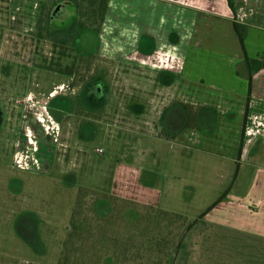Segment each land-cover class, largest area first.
Here are the masks:
<instances>
[{
  "label": "rangeland",
  "instance_id": "1",
  "mask_svg": "<svg viewBox=\"0 0 264 264\" xmlns=\"http://www.w3.org/2000/svg\"><path fill=\"white\" fill-rule=\"evenodd\" d=\"M39 1H44L42 10L39 8ZM55 1L57 0H0V102H14L11 96L16 98V91L25 87V82L31 78L33 70L39 71L41 76V79L34 78L36 83L42 82L44 77L48 80L47 89L43 88L46 96L56 89L67 87L69 76L65 74L73 71L76 77L74 91L79 93V96L73 94L78 98H72V102L82 109L80 116L85 111L96 114L95 111L100 108L109 107L112 91L119 88L116 80L119 79L118 65L112 57L132 55L134 51L140 50L126 48L124 52L122 48L117 47V39L121 38L117 35L118 30L132 28L133 21L137 23L139 17L129 16V10L125 15L122 1L113 0L112 12L102 31H88L80 35L79 45L82 49H79L85 50L84 52L80 51L70 38H67L63 45L61 42L56 43L65 38L55 34L46 17L47 39L43 50L41 45L35 47L38 42L33 44L27 37L29 35L21 32L24 29L22 24L15 22L12 15H18V11H46L47 15ZM182 1L190 3L191 9L188 11H210L230 16H235V11H241L243 18L252 19L264 26V0ZM79 3L81 15L77 24L85 26L89 23L86 0H80ZM174 3L176 1L173 0L172 11L174 5L176 6ZM141 6L150 10L149 5ZM149 10H142V20L147 25L151 23V29L155 31V17L150 15ZM162 10L159 7L153 11ZM120 21L125 26H120ZM157 22L159 27L160 21ZM71 36L73 37V31ZM32 44L35 51L29 48ZM150 72L148 69L147 75ZM53 74L61 76L54 78ZM90 78L100 80V91L83 87ZM125 82L127 84L124 90L129 92L127 94L132 95L133 88L135 91L139 88V80L137 83L133 80ZM122 83L123 81H120V84ZM146 84L149 85L150 80L145 81ZM46 96L26 97L28 117L25 119L37 121V131H44L41 123H49L50 112L47 113L44 106L49 105ZM143 98L148 109L150 97ZM118 100L121 98L112 102L115 104ZM123 100V107L131 102L128 96ZM138 102V99L132 101L134 106H137ZM2 108L3 119L6 120V105H2ZM125 109L129 110L128 107ZM129 113H118L122 118L117 122L115 120L118 119H110L107 116L103 118L96 114V119L90 121L92 131L87 135L85 133L86 137L84 134L82 138L78 137L79 139L73 137L76 121H72V125L66 122L60 124L63 142L61 159H57L59 166H55L51 172L47 171L45 166L40 170L34 169L38 165L31 164V161L29 162L32 169L17 167L14 164L17 135L7 128V123H0V264H22L27 261L42 264H203L199 260L202 240L197 239L195 234L199 230H188V226L208 212L209 206L214 204L211 200H214L217 194L215 187H226L225 193L233 184L234 176L226 183L228 185H221L218 184L217 173L200 175L199 173L210 170L214 161L211 162L208 158L198 159L194 154L191 155L192 150H188L191 156L185 159V164L182 165L183 159L178 155L182 151L181 145L178 146L163 137L140 132L137 126H140L141 121L136 122L132 119L134 114ZM50 115H53L52 112ZM80 116L72 120L79 119L77 124L81 119L86 120ZM177 122L181 125L179 120ZM48 137H53V133L48 134ZM75 139L78 147L76 152L70 155L74 149H69L66 144L72 147L70 140L73 142ZM30 145L32 147V144ZM97 147H103L104 152H99ZM154 152L162 157L157 162L149 160ZM143 163L157 167V196L161 198V202L156 206L142 204L133 199V192L118 189L117 182L124 173L122 164L138 168ZM223 165L231 171L230 174L237 170V161L231 158L223 161ZM176 173H180L182 177H178ZM145 176L148 174L144 175V178ZM225 178L224 176L222 180ZM107 218L114 223L110 225V222L106 221ZM132 224L135 230L130 226ZM131 229L133 245L125 246L127 231ZM147 235L168 239L164 242V255L156 251L158 247L148 252L141 248ZM255 250L264 254V249L258 244Z\"/></svg>",
  "mask_w": 264,
  "mask_h": 264
},
{
  "label": "crops",
  "instance_id": "2",
  "mask_svg": "<svg viewBox=\"0 0 264 264\" xmlns=\"http://www.w3.org/2000/svg\"><path fill=\"white\" fill-rule=\"evenodd\" d=\"M121 1L125 15L128 8L129 16L140 20L133 21L132 28L118 30L121 38L117 39V47L140 50L134 55L117 56L119 88L112 91L111 103L103 114L117 122L122 118L118 113H133L134 117H129L141 121L137 126L140 132L181 145L178 155L182 165L192 154L214 161L210 170L199 174L217 173L218 184L228 185L234 176L225 193L226 187H215L217 194L211 200L214 204L200 219L204 223L190 229L199 230L196 238L202 240L199 260L203 264H264V254L255 250L257 244L264 249V68L255 71L250 81L246 53L234 21L248 25L246 48L251 57L264 51V26L243 18L241 11H235V16L188 11L190 3L182 0H174L173 11V0ZM141 5H149L150 10ZM159 7L163 10L153 11ZM142 10L154 15L155 31L151 23L142 20ZM125 80H139V88H133L132 95L124 90ZM149 80L150 84L145 85ZM126 96L131 102L123 107ZM143 97H150L148 109ZM119 98L118 103L112 102ZM133 99L140 100L137 106ZM185 103L193 106V126L188 124ZM188 150H192L191 155ZM160 158L154 152L149 160L157 162ZM228 158L237 161L235 173L224 168L223 161ZM122 165L124 173L117 182L118 189L133 192V199L142 204H159L157 167L144 163L138 168Z\"/></svg>",
  "mask_w": 264,
  "mask_h": 264
},
{
  "label": "flooded vegetation",
  "instance_id": "3",
  "mask_svg": "<svg viewBox=\"0 0 264 264\" xmlns=\"http://www.w3.org/2000/svg\"><path fill=\"white\" fill-rule=\"evenodd\" d=\"M89 2L91 0H88ZM113 0H108V7L107 10L104 13V18L101 19V17H98L96 22H94V16H93V8L91 4L89 3V11L87 12V19L89 20V23L85 26L78 25V19L81 15L77 3H74L73 0H57L54 2L53 6L51 7V11H49L46 15V11H18V15L14 14L12 15V19L15 22H18L22 24L23 31L26 34H28L31 40V42L34 44L38 42L35 47H39L44 50L45 41L47 39L46 37V30H45V24H46V17L52 26L55 34L58 35V37L65 38L62 41H57L56 43H60L63 45V42L67 40V38L71 41H73L76 45V47L79 49H82L79 45V42L81 41L80 35L84 32L88 31H102L103 26L108 21V16L110 15L111 11V5ZM40 2V1H39ZM42 4H44V1L40 2V9L42 10ZM99 4V2L97 3ZM128 10V8H127ZM120 26L124 25L122 21ZM114 27V26H113ZM119 27V25H118ZM70 31V34H69ZM73 31V37L72 35ZM136 33H133L135 35ZM69 35V36H68ZM100 35V34H99ZM34 38L36 39L34 41ZM69 40V41H70ZM100 41V40H99ZM70 43V42H69ZM30 46L29 48L32 51H35V48ZM76 48V49H77ZM77 49V50H78ZM79 49V50H80ZM39 51V50H37ZM84 52L85 50H80ZM112 60H117L118 57H112ZM77 64V58L75 60V65ZM74 69V67H73ZM76 70V67H75ZM59 74H53V77H58ZM69 76V83L67 84V87L56 89L55 92H53L51 95L46 96V91H43V88H46V78H42V82H35V79H41L39 71L35 72L32 71V75L30 79H27L25 82V87L21 90L16 91V98L12 95V99H14L12 103H10L8 100L6 102L1 101L0 102V123H7L6 126L11 130V132L15 133L17 135V141L15 142V152H14V164L19 168H25V169H32L30 167L31 164H36L38 167H35L34 169H41L42 166H45L44 168H47L46 170L50 171L55 168V166H59L57 159H61V150L63 146L62 142V130L60 124L63 122L69 123L72 125V121L74 122L76 130L74 131L73 137L76 139H79L78 137L82 138V135L86 137L88 132H91L93 127L90 121H93V119H96L95 115L98 114L101 117L104 118V108H100L99 110L95 111L96 114H89L87 111L80 116L79 114L82 113L76 104L72 102L75 98H78L76 95L79 96V93L74 91V85H75V72L71 71L68 74H65ZM61 76V75H59ZM35 78V79H34ZM34 79V80H33ZM56 82V81H54ZM100 80L90 78L85 84L84 88L88 89H96V91L99 90V84ZM97 86V88H96ZM49 87V86H48ZM58 87H61L58 85ZM50 88V87H49ZM6 88H1V90ZM47 89V88H46ZM7 90V89H6ZM50 90V89H49ZM63 90H66L64 93ZM73 91V93H72ZM76 94V95H73ZM30 96V98H34L33 95L37 98H41V96H46L47 103L45 106L47 113H51L53 115L48 114L49 117V123H41V125L44 127V131L40 130L37 131L36 128H39L38 122L33 120H26L25 118L28 117L26 111L27 106V99L26 97ZM2 105H6V112H7V119L4 120V110L2 108ZM50 106V107H49ZM78 108V109H77ZM70 110L69 112H67ZM78 110H80L78 112ZM99 111V112H98ZM101 111V112H100ZM38 113V112H35ZM61 115V116H60ZM68 116V117H67ZM83 117L86 120H82L81 122L77 124V120H72L74 117ZM88 116V118H87ZM55 117V118H54ZM68 118V119H67ZM55 119H58L57 121ZM89 119V121H88ZM53 133V137H48V134ZM86 133V135H85ZM39 135V136H38ZM42 136H45L43 138ZM36 138V139H34ZM73 140V142L70 140L72 147L70 144H66L67 147L73 148V152L70 153L72 155L74 152H76V149L78 147L77 140ZM32 144V147L31 145ZM75 145V146H74ZM80 149V146H79ZM67 150V149H66ZM23 159L25 161H23ZM20 160V162H18ZM49 161V162H48ZM48 162V163H47ZM49 164V166L47 165ZM51 165V167H50ZM54 166V167H53ZM45 170V171H46ZM51 172V171H50Z\"/></svg>",
  "mask_w": 264,
  "mask_h": 264
},
{
  "label": "trees",
  "instance_id": "4",
  "mask_svg": "<svg viewBox=\"0 0 264 264\" xmlns=\"http://www.w3.org/2000/svg\"><path fill=\"white\" fill-rule=\"evenodd\" d=\"M80 0H73L74 3H77V5L79 6ZM99 2V4H97ZM89 3L91 4L92 8H93V16H94V22H96V20L98 19V17L104 18V13L107 10L108 7V0H91L90 2L88 0H86V5L87 8L89 9ZM232 3V7H234V3L233 1H231ZM87 9V11H89ZM80 11V8H79ZM81 13V11H80ZM234 25L236 28V31L238 32V35L240 37V41L242 43L243 49L245 50L246 56H245V60L246 63L248 65V69H249V79L251 81L252 79V75L255 71L264 68V51L259 54L256 57H251L249 56V54L247 53V48H246V39H247V35H248V25L238 19H235L234 21ZM186 109L189 113V121L188 124L189 126H193L194 125V117H195V112L193 110V106L191 104L185 103ZM131 203L136 204L135 201H131ZM164 213H167V211H161ZM173 215H177V214H173ZM203 216V215H202ZM202 216H200L198 219H196L195 221H193L192 223L189 224L188 226V230L192 229L193 227H197L199 224H203V221H200V219L202 218ZM107 222H110V218L106 219ZM114 222L111 221L110 225H112ZM134 230H135V226L134 224L130 225ZM131 230L127 231V238L125 239V246L126 245H133V234L131 233ZM168 241V239L166 238H155L154 236H150L147 235L144 239H143V244L141 245L142 249H145L147 252L150 251L152 248L156 249V247H158V249L156 251H158V253H162V255H164L165 253V243ZM170 243V241H169ZM163 261V260H162ZM161 261V262H162ZM160 262V263H161Z\"/></svg>",
  "mask_w": 264,
  "mask_h": 264
},
{
  "label": "built area",
  "instance_id": "5",
  "mask_svg": "<svg viewBox=\"0 0 264 264\" xmlns=\"http://www.w3.org/2000/svg\"><path fill=\"white\" fill-rule=\"evenodd\" d=\"M97 150H98L99 152H104L103 147H97ZM18 162H20V160H18Z\"/></svg>",
  "mask_w": 264,
  "mask_h": 264
}]
</instances>
